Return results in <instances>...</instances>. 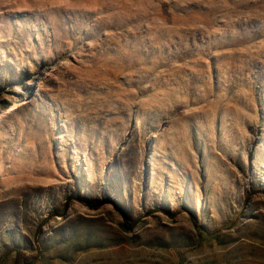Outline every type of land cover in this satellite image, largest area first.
Segmentation results:
<instances>
[{
  "label": "rangeland",
  "instance_id": "obj_1",
  "mask_svg": "<svg viewBox=\"0 0 264 264\" xmlns=\"http://www.w3.org/2000/svg\"><path fill=\"white\" fill-rule=\"evenodd\" d=\"M0 264H264V0H0Z\"/></svg>",
  "mask_w": 264,
  "mask_h": 264
},
{
  "label": "bare ground",
  "instance_id": "obj_2",
  "mask_svg": "<svg viewBox=\"0 0 264 264\" xmlns=\"http://www.w3.org/2000/svg\"><path fill=\"white\" fill-rule=\"evenodd\" d=\"M9 110H10V107L8 106V109H7V110H5V112H6V111L8 112Z\"/></svg>",
  "mask_w": 264,
  "mask_h": 264
},
{
  "label": "trees",
  "instance_id": "obj_3",
  "mask_svg": "<svg viewBox=\"0 0 264 264\" xmlns=\"http://www.w3.org/2000/svg\"><path fill=\"white\" fill-rule=\"evenodd\" d=\"M15 250H16L17 252H19L18 249H15Z\"/></svg>",
  "mask_w": 264,
  "mask_h": 264
}]
</instances>
